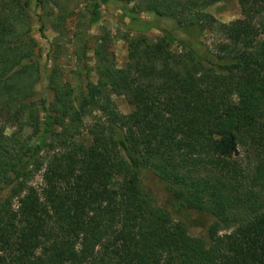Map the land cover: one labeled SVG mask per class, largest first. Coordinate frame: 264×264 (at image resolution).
Returning a JSON list of instances; mask_svg holds the SVG:
<instances>
[{
	"label": "trees",
	"instance_id": "trees-1",
	"mask_svg": "<svg viewBox=\"0 0 264 264\" xmlns=\"http://www.w3.org/2000/svg\"><path fill=\"white\" fill-rule=\"evenodd\" d=\"M92 1L95 27L103 3ZM220 1L142 0L172 17L184 37L165 31L156 42L129 39L124 69L100 44L98 80L89 77L76 96L53 69L43 132L23 154L12 151L5 129L25 123V79L35 78L32 52L21 43L28 3H0V164L13 174L0 187L10 189L0 201V264H264V0H238L243 18L229 24L207 9ZM214 27L226 39L210 50L202 37ZM112 94L125 96L132 111L119 113ZM96 110L102 116L89 130L92 141L75 144L71 137ZM248 143L253 169L235 158ZM45 151L51 159L41 192L29 187L34 197L15 208ZM147 171L181 208L199 214L197 222L204 218L205 234L194 235L190 218L157 203Z\"/></svg>",
	"mask_w": 264,
	"mask_h": 264
},
{
	"label": "rangeland",
	"instance_id": "rangeland-1",
	"mask_svg": "<svg viewBox=\"0 0 264 264\" xmlns=\"http://www.w3.org/2000/svg\"><path fill=\"white\" fill-rule=\"evenodd\" d=\"M5 0H0V3ZM28 5L24 7L27 15V24L22 22L21 43L32 52L30 63H36L32 70L33 79L26 77L25 94L26 102L29 103V110L25 112V123L7 124L5 135L9 137L12 151L23 154L27 149L36 146L39 136L43 132V121L45 116V105L49 106L54 100V91L50 89L49 76L54 71L59 70L64 83L70 84L78 91L85 89L88 78L97 82V63L101 57L95 52V48L100 44L105 47V53L114 64L116 69H124L129 62V39L139 36H146L150 42H156L165 31H172L178 37H184L176 29V21L171 17H159L154 10L143 4L142 0H124L126 7H118L117 0H102V19L95 26L89 23L92 0H60L61 7L43 8L38 0H22ZM146 2V1H145ZM219 22L229 24L232 21L243 18L238 0H222L207 8ZM64 15L65 19H62ZM135 15H143L148 22L141 23L134 20ZM220 23V24H221ZM219 25V23L215 24ZM26 30V33L23 31ZM226 39L223 32L217 27L207 29L203 34L202 41L210 50H214L215 45L222 43ZM84 47H87L86 56H83ZM173 51H180L177 47H172ZM103 61V60H102ZM20 68V67H18ZM25 77V76H24ZM117 110L122 114H129L132 106L123 95L112 94ZM74 105L76 103L74 102ZM93 116L84 118L79 133L72 136L75 144L84 143L89 145L92 141L90 128L97 117L102 116L101 110H96ZM31 118V120H30ZM61 132L62 128H58ZM238 154L235 158L246 169H253L257 157L252 144L239 145ZM48 151L41 154L40 167L32 168L31 176L27 182V188L22 194L13 199L15 208L25 207L30 202L29 197H34L29 187L41 192L45 183L44 173L51 156ZM144 183L153 193L157 203L166 207L174 218L184 216L190 218L194 223L191 233L197 236L205 234L208 229L207 222L201 218L197 222L199 214L189 212L181 208L166 190L165 182L150 171L144 173ZM13 174L0 164V187L6 184L7 178ZM27 191V192H26ZM10 189L0 193V201L8 198ZM68 197L73 199V191L68 192ZM23 199V202L20 200ZM187 217V218H186Z\"/></svg>",
	"mask_w": 264,
	"mask_h": 264
}]
</instances>
